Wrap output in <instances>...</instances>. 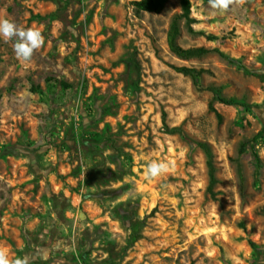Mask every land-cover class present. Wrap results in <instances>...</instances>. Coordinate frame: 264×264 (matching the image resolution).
<instances>
[{
  "label": "rangeland",
  "instance_id": "obj_1",
  "mask_svg": "<svg viewBox=\"0 0 264 264\" xmlns=\"http://www.w3.org/2000/svg\"><path fill=\"white\" fill-rule=\"evenodd\" d=\"M134 1L0 0V19L42 39L28 60L0 39V256L264 264V0H190L178 44L211 50L191 59L167 42L180 1L140 14ZM150 163L165 167L146 179ZM132 210L147 223L124 254Z\"/></svg>",
  "mask_w": 264,
  "mask_h": 264
},
{
  "label": "trees",
  "instance_id": "obj_2",
  "mask_svg": "<svg viewBox=\"0 0 264 264\" xmlns=\"http://www.w3.org/2000/svg\"><path fill=\"white\" fill-rule=\"evenodd\" d=\"M170 0H137L133 2V7L134 11L137 14L143 13V12H149V13H160L162 12L166 5L169 3ZM180 5H181V13L179 15H176L171 23L168 35H167V42L169 49L171 52L176 54L178 57L183 58V59H191L194 57H201L204 56L205 54H208L211 52V50L205 48V47H195V48H190V49H185L181 47L178 44V39L181 35V26H180V21L185 20L186 25L191 33H194V30L191 26L193 23V19L190 17L191 16V2L190 0H179ZM209 40L215 39L214 36H208ZM218 53V55L227 58L224 52L220 51L219 49L212 50ZM177 70L186 75L189 76L194 85L201 89H208L213 93L214 100L219 101L222 104L229 105V106H236V107H244L247 108L246 104L237 102L232 99H226L220 96L218 91L214 88L211 87H204L202 85L201 79L203 76V73L205 70L203 69H195V68H190V67H180L177 68ZM210 110L215 112L218 116L219 119H221L220 114L217 112V110L214 108L213 104L210 105ZM264 131V130H263ZM260 131V133L254 138V141L257 140L259 137L264 136V132ZM202 149L205 151L207 157H208V170H209V176H210V183L208 186V192L212 195L215 196V191L214 187L217 183V177L215 174V167L213 163V158H212V153L209 149V147L205 144H200ZM128 225H129V230L130 234L129 237L126 241L125 247L123 248V253L127 254L129 250H131L135 244L142 238V231L146 227L147 223V218H139L136 211L132 210L130 215L128 216ZM255 246L254 244H252ZM110 264H121V263H116L111 261Z\"/></svg>",
  "mask_w": 264,
  "mask_h": 264
},
{
  "label": "clouds",
  "instance_id": "obj_3",
  "mask_svg": "<svg viewBox=\"0 0 264 264\" xmlns=\"http://www.w3.org/2000/svg\"><path fill=\"white\" fill-rule=\"evenodd\" d=\"M213 8L225 9L229 0H209ZM0 39L13 40V52L17 59L28 60L33 51L41 46V33L34 29L19 28L13 21L0 19ZM163 164L150 163L145 171V178L150 179L159 175L164 170ZM0 264H7V261L0 256ZM16 264H20L19 261Z\"/></svg>",
  "mask_w": 264,
  "mask_h": 264
}]
</instances>
